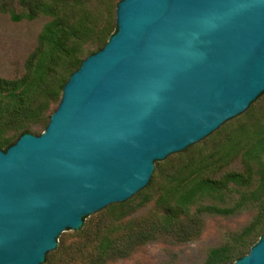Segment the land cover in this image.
Returning <instances> with one entry per match:
<instances>
[{
    "label": "water",
    "instance_id": "1",
    "mask_svg": "<svg viewBox=\"0 0 264 264\" xmlns=\"http://www.w3.org/2000/svg\"><path fill=\"white\" fill-rule=\"evenodd\" d=\"M115 20L44 132L0 150V264H43L264 94V0H121ZM233 264H264V235Z\"/></svg>",
    "mask_w": 264,
    "mask_h": 264
},
{
    "label": "rangeland",
    "instance_id": "2",
    "mask_svg": "<svg viewBox=\"0 0 264 264\" xmlns=\"http://www.w3.org/2000/svg\"><path fill=\"white\" fill-rule=\"evenodd\" d=\"M75 1L64 5V10L75 32L69 46L76 60L83 61L115 33V12L121 0ZM0 9V79L18 80L24 76L39 35L51 19L38 16L31 21H13L11 14H26L19 0H0ZM75 69L73 59L62 60L42 81L36 80L28 99L22 100L25 107L20 123L5 122L0 116V150L24 131L34 136L44 132L60 102L61 86ZM10 100L0 94V109ZM263 124L264 94L207 138L155 162L146 187L129 200L87 216L82 229L60 234L56 248L43 264H206L210 252L218 249H225L231 258L246 255L261 238L257 229L250 230L259 217L264 222V151L254 166L250 188L230 185L199 196L188 204L179 220L169 224L165 223V212L172 205L171 187L182 185L188 177L218 180L226 173L241 172L238 152L247 136Z\"/></svg>",
    "mask_w": 264,
    "mask_h": 264
},
{
    "label": "trees",
    "instance_id": "3",
    "mask_svg": "<svg viewBox=\"0 0 264 264\" xmlns=\"http://www.w3.org/2000/svg\"><path fill=\"white\" fill-rule=\"evenodd\" d=\"M75 3V0H52L50 2L45 0H19V4L26 7V14L19 16L11 14V19L13 21H19L22 18L31 21L38 16H46L51 20L44 26L39 35L37 49L27 61L24 76L18 80L12 81L0 79V94L7 95V97L11 98L10 101H12L0 109V116H3L2 118L5 122H10L11 124L20 123L22 111L25 107V101L22 102V100H25L26 98L28 99L31 86L36 82V80L42 81L48 73L50 74L51 70L56 67L57 63L62 60L69 61L70 59H73L76 65L75 71L80 67L82 61L76 60L75 51L69 46V41L72 39L75 32H73L74 29L68 22L67 10H64L66 9L64 5H71ZM98 51L96 50L91 53V55L96 52L98 53ZM64 85L61 86V91L63 90ZM23 134H27V132L24 131L19 138ZM247 137L248 139L238 152L242 165L241 172L226 173L218 180L202 179L199 175L193 177L190 176L182 185L175 184L171 187L170 192L172 193V196L170 203H172V205L167 206L165 212V223L169 224L179 220L181 215L185 214L188 204L199 196L208 194L212 191L216 192L224 190L230 185L242 189H247L252 186V180L255 174L254 166L259 164L260 155L264 151V124L257 126L254 129V132L252 131ZM15 142L9 144L5 150L15 144ZM263 178L264 173L261 171L262 182ZM121 205L123 204H120V206ZM111 208H113V206H111ZM207 209L217 211L218 213L224 212L220 210H213V208L209 207ZM261 211L263 213V210H260V215ZM86 218L87 217L83 218L81 229L85 226ZM259 219L256 225L250 230V233L257 229V233L260 238L264 235V222H260ZM209 255L210 256H208L206 264H233L235 261L244 256L239 255L237 258H231L227 255L225 249L212 250ZM45 261L46 257L43 263H45Z\"/></svg>",
    "mask_w": 264,
    "mask_h": 264
}]
</instances>
